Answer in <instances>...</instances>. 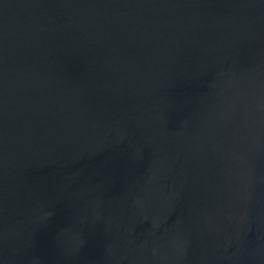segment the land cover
<instances>
[{
	"label": "water",
	"instance_id": "95a60500",
	"mask_svg": "<svg viewBox=\"0 0 264 264\" xmlns=\"http://www.w3.org/2000/svg\"><path fill=\"white\" fill-rule=\"evenodd\" d=\"M0 264H264V0H0Z\"/></svg>",
	"mask_w": 264,
	"mask_h": 264
}]
</instances>
